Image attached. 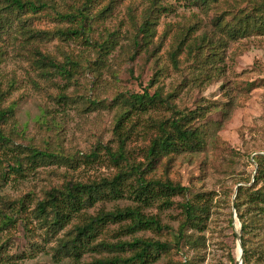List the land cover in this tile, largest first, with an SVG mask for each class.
I'll list each match as a JSON object with an SVG mask.
<instances>
[{
    "label": "rangeland",
    "instance_id": "rangeland-1",
    "mask_svg": "<svg viewBox=\"0 0 264 264\" xmlns=\"http://www.w3.org/2000/svg\"><path fill=\"white\" fill-rule=\"evenodd\" d=\"M262 1L219 0L201 7L190 0H42L43 9L24 15L23 31L9 18L0 33V108L13 109L2 129L14 151L0 142V211L14 222L0 233V264H97L130 256L116 246L133 238L126 231L131 219L104 226L78 256L72 242L62 245L76 237L74 225L86 217L137 207L133 189L141 174L188 188L173 195L169 205L140 204L164 228L135 236L170 247L154 264L238 260L241 223L234 218L235 197L239 186L254 179L238 182L254 178V158L264 155V35L235 41L223 36L228 41L219 53L223 61L215 57L210 69L199 63L206 53H189L188 46L206 33L218 34V18L235 23ZM146 22L153 24L145 26L150 41L136 47ZM31 30L43 34L35 37ZM180 39L184 43L176 50ZM37 50L60 64L70 57L77 66L71 75H60L38 61ZM250 83L255 85L248 90ZM144 93L156 94V101L139 106L133 96ZM176 112L194 115V127H208L207 147L165 157L148 171L146 151L159 134L153 122L180 117ZM31 149L64 159L33 168L27 158ZM121 152L126 159L117 165L112 155ZM20 158L22 175L13 172ZM121 170L127 175L123 197L112 199L106 190L102 200L64 227L38 213L37 202L52 189L111 179ZM195 197L210 208L204 229L188 231L202 244L178 248L184 206Z\"/></svg>",
    "mask_w": 264,
    "mask_h": 264
},
{
    "label": "trees",
    "instance_id": "trees-1",
    "mask_svg": "<svg viewBox=\"0 0 264 264\" xmlns=\"http://www.w3.org/2000/svg\"><path fill=\"white\" fill-rule=\"evenodd\" d=\"M195 6H210L217 3L219 0H190ZM45 7L42 0H0V33L5 29V23L11 16L16 19L19 24L18 27H24V15L30 13H37ZM234 19V18H233ZM232 19V21H233ZM6 20V22H5ZM215 22V27L218 34H205L202 38L195 40L192 45L188 46L189 53L199 51L206 54L199 60L203 66H208V69L213 67L217 61L215 57L221 54L222 47H227L228 41L224 39L225 36L230 41H235L251 34L264 35V0L262 3L255 4L252 12L242 14L234 23L219 21ZM151 22H146L142 26L140 33H143L142 40L135 41L136 47H142L145 43H149ZM35 37L41 36L43 33L36 30H31ZM185 39H180L178 48L180 50ZM219 49V52H216ZM215 51V52H213ZM39 62L45 66L54 69L60 75H71L73 69L77 66V62L72 58L67 57L64 64L58 63L54 58L44 55L40 51H36ZM206 56H210L209 59ZM220 57V56H219ZM221 58V59H220ZM222 62L224 57H220ZM196 60V58H195ZM218 73H222L223 68L214 67ZM206 78H210L206 74ZM254 83L247 85V89L254 87ZM135 103L139 106H146L148 103H153L157 99V95L150 97L147 93L136 94L133 96ZM159 97V96H158ZM162 99V98H161ZM13 112L12 108H0V142L4 146L14 151L12 142L9 137L3 132L2 124L6 121L8 115ZM178 113V112H176ZM180 117L171 118L162 121H154L153 124L159 129L158 136L152 140L146 151L148 171H153L158 167L159 162L165 158H172L183 153H197L203 151L207 147L209 130L206 125L194 127L192 120L194 115L178 113ZM17 148V147H15ZM22 150V149H21ZM30 155L27 156L28 163L33 168L40 165H46L47 162L54 158H63L60 155L48 154L42 150L31 149ZM115 164H119L120 160H125L126 157L123 152L117 155H112ZM64 159V158H63ZM255 163L257 164L256 174L248 179L238 182L239 184H250L254 179L252 185H241L237 188L234 208L237 213V218L241 223V242L243 246V264H264V155H256ZM16 166L13 172L22 175L24 171V164L22 158L15 161ZM138 172H142L141 165L135 167ZM127 177L126 172L121 170L111 179H103L99 182L91 183H74L69 182L60 189H52L48 192V198L37 202V211L44 217L46 221L51 220V225H58L64 227L76 218L80 213L89 207H92L104 197L103 193L106 190L112 195V199L123 197V181ZM138 185L134 191L136 200L148 207L153 202L160 201V203L171 204V197L173 195H184L188 192V188L181 184H175L170 180L163 181L161 179H147L142 174L138 176ZM237 183V184H238ZM134 208L116 209L111 212H103L96 216H89L83 224H75L73 233L76 237L70 241L65 242L62 247L68 243L73 244L74 255H80L86 247L92 244V238L96 233L111 222L123 221L131 219V223L126 226L128 234L134 235L129 241L118 243L116 247L124 249V251L131 252L128 257H115L98 260L97 264H154L160 257L169 252L170 247L167 243L160 241H153L150 239L136 237L135 234L146 230H163L161 223L153 217L146 216L141 209V205ZM186 212V219L182 223L178 236V248L181 246H200L201 237H194L193 234H188L190 229L202 231L206 226V221L210 217V208L205 204H199L196 197L193 200H188L184 206ZM11 217L3 214L0 211V233L13 224ZM168 229V227H166ZM115 245L108 244L107 247ZM234 264H239L236 258L232 257ZM182 264V263H180Z\"/></svg>",
    "mask_w": 264,
    "mask_h": 264
},
{
    "label": "water",
    "instance_id": "water-1",
    "mask_svg": "<svg viewBox=\"0 0 264 264\" xmlns=\"http://www.w3.org/2000/svg\"><path fill=\"white\" fill-rule=\"evenodd\" d=\"M234 218L236 219L237 218V214L235 212L234 214ZM237 238H238V246L240 248V251H241V256L240 258L238 259V263L239 264H243V255H244V252H243V246H242V242H241V234H237Z\"/></svg>",
    "mask_w": 264,
    "mask_h": 264
},
{
    "label": "bare ground",
    "instance_id": "bare-ground-1",
    "mask_svg": "<svg viewBox=\"0 0 264 264\" xmlns=\"http://www.w3.org/2000/svg\"><path fill=\"white\" fill-rule=\"evenodd\" d=\"M240 256H241V251H240V248L238 246V259L240 258Z\"/></svg>",
    "mask_w": 264,
    "mask_h": 264
}]
</instances>
